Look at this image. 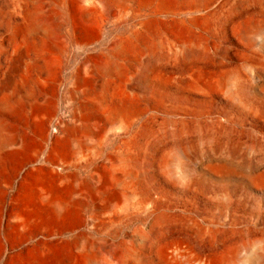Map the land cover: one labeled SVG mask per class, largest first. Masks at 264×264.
I'll return each instance as SVG.
<instances>
[{"label":"rangeland","instance_id":"374dc122","mask_svg":"<svg viewBox=\"0 0 264 264\" xmlns=\"http://www.w3.org/2000/svg\"><path fill=\"white\" fill-rule=\"evenodd\" d=\"M19 1L0 0V119L22 139L0 159V264L84 240L129 264H264V0ZM17 44L31 69L7 90Z\"/></svg>","mask_w":264,"mask_h":264},{"label":"bare ground","instance_id":"6f19581e","mask_svg":"<svg viewBox=\"0 0 264 264\" xmlns=\"http://www.w3.org/2000/svg\"><path fill=\"white\" fill-rule=\"evenodd\" d=\"M23 1L24 0H20L19 1V7L24 9V5H23ZM34 1V0H33ZM248 1V0H247ZM252 1V0H251ZM18 4V3H17ZM34 4V3H33ZM238 4V3H237ZM243 4V3H242ZM35 5V4H34ZM76 5V10L77 12H80L82 11L83 9V6L81 5V3H77L75 4ZM36 6V5H35ZM18 7V8H19ZM16 8V7H15ZM29 8V7H28ZM36 9V8H35ZM39 9V8H38ZM37 9V10H38ZM231 9V8H230ZM233 9V8H232ZM260 9L262 11H264V4H261V7ZM41 10V9H40ZM259 10V9H258ZM39 11V10H38ZM50 11V10H48ZM260 11V10H259ZM249 12V11H248ZM25 13H27V11H25ZM261 13V11H260ZM29 16H30V25H31V28H33V30L35 31H39V29L41 27V17L39 15V13L37 11H30L29 13ZM250 14V13H249ZM248 14V15H249ZM258 14V13H257ZM263 14V13H262ZM42 15V14H41ZM44 15V14H43ZM48 15V14H47ZM27 16V14H26ZM262 16V15H261ZM264 19V18H263ZM47 20V19H46ZM50 20V19H49ZM29 21V20H27ZM248 21V20H247ZM250 21V20H249ZM45 23V22H44ZM27 24V23H26ZM247 24V23H246ZM251 24V23H250ZM29 25V26H30ZM47 25H48V22H47ZM28 26V25H27ZM249 26V25H248ZM246 26V27H248ZM51 28V26H49ZM250 27V26H249ZM247 28V34H250V41L251 42H254L258 37H264V23L262 22H256L255 21V24L252 26V31L250 28ZM30 28V27H29ZM44 28V27H42ZM47 29V27H46ZM242 29V28H241ZM41 30V29H40ZM45 30V28H44ZM47 31V30H46ZM30 32V31H29ZM33 32V31H32ZM46 33V32H45ZM23 44V42H21ZM28 43V42H27ZM257 43V42H256ZM22 44H17L15 46H13L12 48V51H11V55H10V59H9V68L7 70V73H6V84H5V87L7 90H12L14 88V86L22 81L24 79V77L27 75V73L29 72V68L31 67V58L32 56L30 55V51ZM255 44V43H253ZM262 47L264 48V41L261 43ZM249 45V44H247ZM256 45V44H255ZM29 47V46H28ZM197 47V46H196ZM190 48V47H189ZM200 52V51H198ZM188 54V52H187ZM262 55V54H261ZM263 57V56H262ZM151 58V57H150ZM99 59V58H98ZM34 60V59H33ZM152 60V58H151ZM100 61V59H99ZM102 61V60H101ZM92 63V62H91ZM86 65V64H85ZM96 67L100 68V69H104L106 68L102 63H99V62H96ZM94 65V66H95ZM86 67V66H85ZM110 67V66H109ZM31 69V68H30ZM86 69V68H85ZM84 69V70H85ZM48 70V69H47ZM93 69H88L86 70V74L88 75L86 78V81L89 82V83H86L87 84H90L91 83V80L95 77L94 76V72L92 71ZM32 71V70H31ZM107 71V69H106ZM50 73V72H49ZM48 73V75H49ZM83 74V73H82ZM85 74V75H86ZM98 74V73H97ZM84 75V74H83ZM82 75V76H83ZM238 75V74H237ZM145 76V75H144ZM236 76V75H235ZM28 79V78H27ZM255 79V78H254ZM95 82V81H93ZM146 82V81H145ZM84 83V82H83ZM85 85V84H84ZM241 87V86H240ZM254 88V87H253ZM262 88V87H261ZM243 89V88H242ZM263 89V88H262ZM5 90V91H7ZM249 90V89H248ZM259 91V90H258ZM13 92V91H12ZM255 93V92H254ZM2 94V93H0ZM10 94V93H9ZM242 94V93H241ZM3 95V94H2ZM32 95V94H31ZM236 95V94H235ZM237 96V95H236ZM2 97V96H1ZM31 97V96H30ZM37 99V98H36ZM239 99V98H238ZM31 100V99H30ZM34 101V100H33ZM239 101V100H238ZM9 102V100H8ZM30 102V101H29ZM28 102V103H29ZM35 103V101H34ZM37 103V102H36ZM35 103V104H36ZM239 103V102H238ZM3 104L5 106H7V100H3ZM31 104V103H30ZM241 104V103H240ZM32 105V104H31ZM243 105V104H242ZM36 106V105H35ZM4 107V106H2ZM99 107V106H98ZM97 107V108H98ZM259 111V110H258ZM111 113V112H110ZM108 114V113H107ZM106 114V115H107ZM114 114V113H113ZM6 115V114H5ZM9 116V115H8ZM15 116V115H14ZM118 116V115H117ZM2 117V116H1ZM114 117V116H113ZM85 118V117H84ZM12 119V118H11ZM109 119V118H108ZM116 119V118H115ZM264 119V118H263ZM111 121V120H110ZM82 122V120H81ZM80 122V123H81ZM7 124V123H6ZM5 123H3L0 119V150L2 149L3 152L0 153V159H3V158H6V157H9L11 156L12 157V154L14 155V148H16V146L18 145L19 143V140L21 139H17L14 135L11 134V132L8 130L7 126H6ZM90 124V123H89ZM111 124H112V121H111ZM70 126V125H69ZM77 126V125H76ZM74 127V126H73ZM80 127V126H78ZM88 127V124L87 123H83L81 125V128L82 129H85ZM14 129V128H13ZM69 129V127H68ZM16 132V131H15ZM22 140V139H21ZM21 143V142H20ZM19 146V145H18ZM1 152V151H0ZM187 154L186 153H182L181 156H179V162L180 164L182 163L183 165V157H185ZM6 160V159H5ZM185 165V164H184ZM60 167V166H59ZM107 167L105 168H100L95 177L98 178V180L100 181V183H103L105 184L103 187H101V189H105L107 187V183L110 181V179L112 178L113 176V172L109 171L106 169ZM61 169V168H60ZM63 170V169H62ZM62 211V207H59L58 208V213ZM161 219V218H160ZM159 222V221H158ZM162 223V222H161ZM159 226V225H158ZM161 226H164V224H162ZM160 226V227H161ZM159 228V227H157ZM162 230V229H161ZM30 233V232H29ZM93 241V240H91ZM176 242V241H175ZM189 243H191L190 241H188ZM81 244H78L76 245L77 246V254H74L72 257L68 258V259H58L56 260L55 264H98L97 260L98 257H96V254L98 253H101V252H104V253H107L109 254L111 257V259L107 262H105V264H129V263H132V262H129L128 263V260L126 259V257H123L120 252L117 250V247H108L104 244H96V243H93V242H90L88 240H84L83 242H80ZM184 243H187L186 241H184ZM263 244V243H262ZM180 245V244H179ZM194 245V244H193ZM187 246V245H186ZM192 246V245H191ZM262 246V245H261ZM264 246V245H263ZM168 247V246H167ZM177 247V246H176ZM190 247V246H189ZM198 247V246H197ZM185 248V246H184ZM262 248V247H261ZM264 248V247H263ZM262 248V250H263ZM169 249V248H168ZM172 249V248H171ZM200 249V248H198ZM203 249V248H202ZM123 250V249H122ZM121 250V251H122ZM167 250V249H166ZM186 251V250H185ZM74 252V251H73ZM173 252V251H172ZM171 252V253H172ZM190 252H193L190 250ZM200 252H204V251H200ZM206 252V251H205ZM76 253V252H75ZM126 253V252H125ZM134 253V252H133ZM168 253V252H167ZM170 253V252H169ZM123 254V252H122ZM195 254V252H194ZM134 255V254H133ZM103 256V255H102ZM101 256V257H102ZM132 256V255H131ZM194 256V255H193ZM196 256V255H195ZM194 256V257H195ZM205 256V255H204ZM212 256V255H211ZM263 256H264V252H263ZM100 257V256H99ZM108 257V256H107ZM130 258V257H128ZM106 259V258H105ZM132 259V258H131ZM134 259V258H133ZM102 260V258H101ZM212 260V259H211ZM214 260V259H213ZM233 260V259H232ZM132 261V260H131ZM217 261V260H216ZM215 262V261H214ZM103 264V263H101ZM194 264H209L208 260L207 259H204V258H201V257H197L195 260H194Z\"/></svg>","mask_w":264,"mask_h":264}]
</instances>
